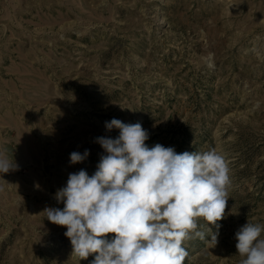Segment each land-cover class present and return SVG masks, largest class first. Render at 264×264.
<instances>
[{"label": "rangeland", "instance_id": "obj_1", "mask_svg": "<svg viewBox=\"0 0 264 264\" xmlns=\"http://www.w3.org/2000/svg\"><path fill=\"white\" fill-rule=\"evenodd\" d=\"M113 118L226 157L218 244L187 241L184 264H240L236 231L264 224V0H0V151L18 166L0 173V264H91L44 210L96 171Z\"/></svg>", "mask_w": 264, "mask_h": 264}, {"label": "clouds", "instance_id": "obj_2", "mask_svg": "<svg viewBox=\"0 0 264 264\" xmlns=\"http://www.w3.org/2000/svg\"><path fill=\"white\" fill-rule=\"evenodd\" d=\"M105 127L119 135L96 138L104 150L96 171L70 173L56 193L63 209L44 210L48 221L66 227L72 256L80 261L95 254L91 264H184L187 241L215 247L230 198L226 157L215 148L177 153L159 143L149 147V132L139 122L113 118ZM88 156L87 149L74 151L70 163ZM17 167L0 151V173ZM200 218L207 232L199 230ZM234 238L240 264H264V224L248 221Z\"/></svg>", "mask_w": 264, "mask_h": 264}]
</instances>
